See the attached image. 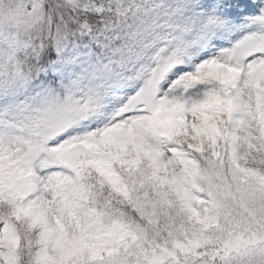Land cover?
I'll list each match as a JSON object with an SVG mask.
<instances>
[{
	"label": "snow or ice",
	"instance_id": "snow-or-ice-1",
	"mask_svg": "<svg viewBox=\"0 0 264 264\" xmlns=\"http://www.w3.org/2000/svg\"><path fill=\"white\" fill-rule=\"evenodd\" d=\"M0 264H264V0H0Z\"/></svg>",
	"mask_w": 264,
	"mask_h": 264
}]
</instances>
